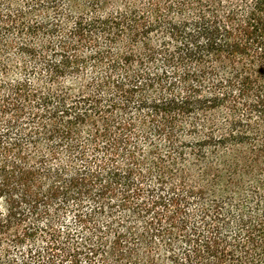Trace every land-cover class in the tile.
I'll return each mask as SVG.
<instances>
[{"label": "trees", "instance_id": "1", "mask_svg": "<svg viewBox=\"0 0 264 264\" xmlns=\"http://www.w3.org/2000/svg\"><path fill=\"white\" fill-rule=\"evenodd\" d=\"M0 264H264V0H0Z\"/></svg>", "mask_w": 264, "mask_h": 264}, {"label": "rangeland", "instance_id": "2", "mask_svg": "<svg viewBox=\"0 0 264 264\" xmlns=\"http://www.w3.org/2000/svg\"><path fill=\"white\" fill-rule=\"evenodd\" d=\"M41 246V243H38V247H40Z\"/></svg>", "mask_w": 264, "mask_h": 264}]
</instances>
